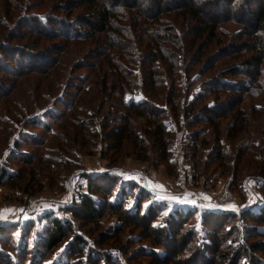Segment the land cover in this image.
<instances>
[{"label": "trees", "instance_id": "16d2710c", "mask_svg": "<svg viewBox=\"0 0 264 264\" xmlns=\"http://www.w3.org/2000/svg\"><path fill=\"white\" fill-rule=\"evenodd\" d=\"M2 1L6 13L0 10V75L6 79H17L29 73L43 74L52 68L56 69L58 60L54 55L63 51L55 43L58 40L62 39L65 43L93 41L98 44V52L93 58L95 69L91 70L95 73L93 78H96V82L81 99V105H87L95 117L103 116L100 123L103 141L106 143L105 150L108 152H121L126 141L136 142L138 137L132 126V117L138 116L146 121L145 133L152 139V149L161 159H166L165 136L168 135L161 120L166 112L148 100L143 104H135L127 103L124 99V87L130 83V68L137 66L139 52L142 65L145 66L142 72H148L145 76L149 84L146 90L157 98L158 92L153 89L161 90L165 86H154L150 68L157 60L166 63L167 54L189 57L188 67L189 64L197 66L202 75L217 66L212 64L215 61L223 66L204 82L201 95L189 103L178 104L180 96L174 90L167 102L175 118L181 113L188 127L208 124L216 141L220 139V124L229 118L233 122L226 132L228 139L235 141L240 135L248 134L252 124L245 116L243 101L249 95L264 100V0H205L200 6H196L193 0H147V3L145 0H74L72 5L76 10L81 9L82 13L73 20L66 18L69 10L67 12L63 8L56 12L50 11L41 16L43 19L34 13H26L19 23H11L10 16L7 17L11 10L19 9L14 1ZM60 11L66 14L60 15ZM173 12L178 22L179 18L182 19L178 29L170 28L165 23L167 14ZM226 23L238 28L225 35L226 39L222 38L225 42L217 54L209 52L210 45H215L219 40L218 29ZM27 35L52 43L40 51L33 50L38 40H29ZM20 40L27 42L24 45L13 43ZM172 65L169 73L175 70ZM4 84L1 86L7 91L0 94V97H5L12 90V86L8 90ZM173 87L176 88V84ZM103 98L111 102L112 111L107 112L110 114L106 115ZM207 99L211 100L212 105H208ZM99 100L102 101L96 105ZM74 102L65 106L66 112L77 110L73 106ZM120 110L124 111L123 114ZM79 112L84 117L88 116L83 109ZM77 115H74L72 122L75 128L72 137L85 141L96 136L91 129L95 118L84 120L82 124L75 119ZM37 124L42 129L48 126L45 122ZM192 134L198 139L197 132ZM43 144V140L38 141V145ZM18 145L15 143L16 148ZM252 145L258 150L248 148L238 151L235 162L237 168L240 163L247 162L250 165L256 164L259 171H264V146ZM139 150L145 152L143 148ZM104 153L103 149L101 155L104 156ZM217 161L227 164L223 152L218 153ZM21 178L19 174L12 175L2 170L0 187L9 183L14 185ZM83 178L86 181V193L79 195L78 203L65 209L71 214L72 220L87 227L95 225L106 213L116 215L124 224L139 230L138 240L141 245L144 241L148 242L147 250L139 249L136 254L130 255L122 240L117 239L121 229L97 234L89 246L75 232V226L70 220L60 221L49 214L45 217L42 231H38L33 222L27 223L22 226L23 230L17 239L14 235L16 231L10 225L0 226V264H43L52 261V254L64 243L67 251L65 256L57 255L58 264H132L139 257L148 259V264H264V210L259 215L242 213L238 217V220L246 218L253 222L250 226H244L248 230L240 235L245 240L241 243H236L240 237L238 228L233 226L230 230H223V215L202 212L200 222L208 235L212 236L211 242L213 240L205 245L184 228L198 210L190 213L175 208L158 220L159 213L165 207L153 202L150 191L136 182L124 181L107 173L86 174ZM31 231L33 236L29 240L27 235ZM258 231L261 233L257 234ZM220 238L222 241L229 240V243L221 245ZM13 239L17 242L12 243ZM248 239L251 242H247ZM6 245H10L9 252L3 249ZM106 245L113 248L116 245L120 249V253H116H119L121 261L100 250Z\"/></svg>", "mask_w": 264, "mask_h": 264}, {"label": "rangeland", "instance_id": "374dc122", "mask_svg": "<svg viewBox=\"0 0 264 264\" xmlns=\"http://www.w3.org/2000/svg\"><path fill=\"white\" fill-rule=\"evenodd\" d=\"M13 1L20 10L10 9L11 13L7 17L10 16L11 23L13 21L19 23L26 13H34L35 16L41 17L50 11L56 12L64 8L67 12L69 10L65 17L71 20L82 13L81 9L76 10L72 5L74 0ZM3 4L0 0V10L6 13ZM69 7L71 8L68 9ZM59 14L65 15L66 12L60 11ZM174 14V12L167 14L165 23L170 28L178 29L182 19L179 18L178 22ZM236 28L238 27L234 24H222L217 33V40H219L215 42V45L213 43L210 45L209 52L217 54L216 52L225 42L223 39L227 38L225 35L232 33ZM26 38L38 40L31 35H27ZM61 40L55 42L63 49L61 53L54 55V58L58 60L56 69L52 68L43 74L29 73L17 79H11L12 81L0 75V94L7 91L1 85L5 83L8 90H10L9 86H12V90L5 97H0V173L5 170L8 174L22 176L15 181L14 185L9 183L0 187V210H4V218L0 219V226L10 225V228L15 229L14 235L16 234L15 239H17L18 234L23 230L22 226L27 223L33 222L34 227L42 231L46 215L52 214V218L55 217L60 221L70 220L75 226V232L82 236L89 246L97 234L112 233L114 230L121 229L117 239L122 240L123 246L130 255L136 254L139 249L147 250L148 242L144 241L141 245L138 240L139 230L124 224L116 215L106 213L95 225L86 227L84 224L75 223L71 214L65 211L67 207L79 202L80 194L86 193V181L83 176L107 173L124 181L136 182L140 187L150 191L151 200L165 207L162 213H159L158 220L164 218L169 212H173L175 208L190 213H193L195 209L198 210L184 228L195 235L197 241L205 245L210 244L212 236L208 235L206 228L200 222L202 212L223 215L222 220L225 222L223 230H230L234 226L238 228L239 236L246 233L248 228L244 226H250L253 222L246 218L238 220V217L242 213L244 215L249 213L251 216L259 215L264 210V191H261L264 189V171H259L256 164L250 165L247 162L240 163L237 168L235 162L239 150L255 148L252 143L255 146H264V100L249 95L243 101L245 116L252 124L248 134L240 135L235 141L228 139L226 132L233 122L229 118L220 124V139L216 141L215 134L208 124L194 128L188 127L181 113L175 118L167 102L169 96L175 91L180 96L177 99L178 104L189 103L193 98L201 95L204 82L223 66L215 61L212 64L217 66L202 75L197 66L189 64L188 67L189 57L182 55L173 57L167 54L166 63L157 60L150 68L154 86L160 84L165 86L161 90L153 89L154 92H158L157 98L146 90L149 84L145 76L148 72H142L145 66L142 65L139 52L137 66L130 68V83L124 87V99L127 103L135 104H143L148 100L166 112V116L161 119L168 135L165 136L166 159H161L152 149V139L145 133L146 121L138 116L132 117V126L138 137L136 142L126 141L123 143L121 152H108L107 149L105 150L106 143L103 141L100 123L103 116L95 117L87 105H81L83 104L81 99L96 82V78H93L95 73L91 70L95 69L93 66L96 64L93 63V58L98 52V44L93 41L78 42L77 40L65 43ZM25 42L27 40L13 43L24 45ZM49 43L52 42L38 40L33 50L40 51ZM171 65L175 70L169 73ZM174 84L176 88L173 87ZM74 100L73 106L77 110L66 112L65 106ZM103 100H105L106 115L110 114L107 112L112 111L111 102L106 98ZM101 101L99 100L96 105ZM206 102L212 105L210 99ZM82 109L87 111V117L79 112ZM123 112L120 110V113L123 114ZM75 114H78L75 119L81 123L95 118L91 129L92 134L96 136L89 137L85 141L72 137L75 131L72 127ZM109 121H111L110 118ZM38 122L40 125L45 122L48 126L42 129ZM193 132L199 134L198 139L193 136ZM42 140L44 144L38 145V141ZM15 143L19 144L17 148ZM139 148H143L145 152L142 153ZM103 149L104 156L101 155ZM221 152L225 155L226 165L217 161L218 153ZM33 171L35 174L30 175ZM173 197H179L181 201H196V206L173 202L171 199ZM207 204L218 207H206ZM143 205L146 204L143 203ZM228 205H235L236 210L228 209L226 207ZM198 223L199 230H197ZM222 234L223 232L220 235ZM27 236L29 240L32 239V231ZM244 241L240 236L236 243ZM11 242L17 241L13 239ZM219 242L224 245L228 244L229 240L222 241L220 238ZM247 242H251V239ZM112 248L106 245L100 250L119 258L120 249L116 245ZM3 249L9 252L10 245L4 246ZM66 251L67 245L64 243L52 254V261H45L43 264L51 262L58 264L57 255L65 256ZM120 259L121 257L117 260L121 261ZM135 260L132 264H148L146 258L139 257Z\"/></svg>", "mask_w": 264, "mask_h": 264}, {"label": "snow or ice", "instance_id": "6c2138e0", "mask_svg": "<svg viewBox=\"0 0 264 264\" xmlns=\"http://www.w3.org/2000/svg\"><path fill=\"white\" fill-rule=\"evenodd\" d=\"M41 19H43V17H41ZM171 199L173 200V202L183 203L186 206H193V207L196 206V201H193V200H184V201H181L179 197H173ZM205 206L206 207H218V206L212 205V204H207ZM220 207H225V206H220ZM226 207L228 209H231V210H236L235 209V205H228ZM3 211L4 210H0V219H3L4 218ZM25 218L27 219L28 217H25ZM197 230H199V223L197 224Z\"/></svg>", "mask_w": 264, "mask_h": 264}, {"label": "clouds", "instance_id": "9594fccd", "mask_svg": "<svg viewBox=\"0 0 264 264\" xmlns=\"http://www.w3.org/2000/svg\"><path fill=\"white\" fill-rule=\"evenodd\" d=\"M193 2L196 6H200L202 3L205 2V0H193ZM145 3H147V0H145Z\"/></svg>", "mask_w": 264, "mask_h": 264}]
</instances>
